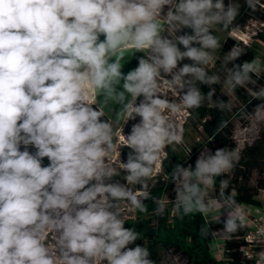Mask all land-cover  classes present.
<instances>
[{"label":"clouds","instance_id":"9594fccd","mask_svg":"<svg viewBox=\"0 0 264 264\" xmlns=\"http://www.w3.org/2000/svg\"><path fill=\"white\" fill-rule=\"evenodd\" d=\"M244 5L252 12L264 8L261 0ZM240 8L235 0H0V264H156L147 246L135 244L140 233L125 227L120 202L146 213L144 201L151 198L158 216L171 203L181 220L199 213L206 240L231 241L249 228L237 190H226L251 144L204 148L194 168L176 164L164 177L175 184L174 200L149 191L165 150L184 143L174 119L180 111L207 103L233 112L230 98L242 88L249 104L260 103L253 114L246 107L240 112L261 131L264 60L238 63L246 54L239 44L222 58L216 54L222 44L215 33L233 28ZM184 29L191 34L178 35ZM129 52L137 66L125 73L121 61ZM186 59L191 63H182ZM217 61L218 72L212 70ZM218 84L226 102L213 100ZM162 85L177 92L179 102L163 94ZM90 89L105 105L119 106L116 119L140 118L130 134L121 129V143L130 149L126 162L119 158L126 183L113 182L120 175L110 160L117 133L103 108L90 102ZM227 124L222 119L214 134ZM225 175L217 195V178ZM213 222L223 228L210 231ZM252 226L257 247L264 245V222ZM254 255L255 264H264V248ZM245 257L252 261L253 253Z\"/></svg>","mask_w":264,"mask_h":264},{"label":"trees","instance_id":"16d2710c","mask_svg":"<svg viewBox=\"0 0 264 264\" xmlns=\"http://www.w3.org/2000/svg\"><path fill=\"white\" fill-rule=\"evenodd\" d=\"M224 2L227 5L229 0H224ZM235 2L239 3L241 8L240 14L233 26L234 29L244 30L251 19L264 22V8L258 7L257 11L252 12L244 5V0H235ZM261 4H264V0H261ZM233 28L226 30V32L229 34L233 31ZM235 44H239L246 52L240 61H237L238 63L244 60L251 61L255 56L264 60V29L257 30L246 43L229 37L227 50L229 51ZM258 84L264 86V78H261ZM197 86L205 94L209 91L207 85H199V82H197ZM213 87L216 88V94L213 96V100L219 97L226 102L228 97L222 94L221 85L218 84ZM236 96L240 100L241 106L234 107L233 112L225 111L222 113L215 108H209L207 103L201 108L193 110V116L191 117L195 118L194 124L196 129L200 127L202 137L193 144L192 154L186 158H183L173 146H169L165 150L167 157L163 158V170L161 173H158L149 188L151 197L166 198V196L170 195L174 199L175 184L170 179L165 180L164 177L169 175L173 167L178 163L185 167L191 164L194 168L197 158L196 154L205 146L213 147L215 150L223 147L230 149L236 147L237 144L233 139L235 129L234 121L239 120L241 123H246L248 120V117L240 112V108L246 107L247 112L253 114L255 106L260 103V101L254 100L249 104L248 101L251 97L242 88H237ZM105 118L109 119L106 114ZM222 119L228 121L227 127L223 128L219 134H214ZM257 135H259V138L256 136L251 141L245 142L242 146L251 144V146H245L242 152V158L234 169L231 185L226 190V194H228L232 187L235 188L238 192L237 202L239 203H259L258 196L260 195V190L264 188V124ZM47 163V158H45L44 164ZM226 178V175L217 178V195L219 181ZM144 203L148 211L146 213H140L136 210L135 218L124 220L125 227L135 228L140 233V239L135 244H144L147 246L151 252V259L156 264L160 262L159 246L179 254L184 258L185 264H253L252 261L246 259L242 250L243 245L246 243V230L237 233L239 238L233 237L231 241H226L219 235L215 239L210 235L206 240L199 235V230L205 222L199 213L192 217H184L181 220L178 215L173 213V205L168 203L164 214L158 216L155 214L157 206L151 198L145 200ZM221 219L224 220L226 217L222 216ZM222 228L223 223L213 222L210 225V231H219ZM219 239L223 240V254L217 257L213 254L212 248ZM135 244L130 245V247H134Z\"/></svg>","mask_w":264,"mask_h":264},{"label":"rangeland","instance_id":"374dc122","mask_svg":"<svg viewBox=\"0 0 264 264\" xmlns=\"http://www.w3.org/2000/svg\"><path fill=\"white\" fill-rule=\"evenodd\" d=\"M260 29H264V22H260L257 19H251L249 23L245 26L244 30L234 29L229 34L223 30L217 31L215 34L220 38L222 48L221 50H218L216 54L220 55L222 58L223 55L226 52H228L227 43H228L229 37L235 38V40H241L243 43H246L247 41L250 40L251 36L255 34L257 30H260ZM184 32L191 34L190 29H184L182 32L178 33V35L183 34ZM180 47L182 48V46ZM182 63H191V61L186 59ZM229 67H231V64H229ZM220 68H221V64L219 61H217L215 67L212 70L218 72L220 71ZM209 74H211V70L209 71ZM221 75L223 76L224 74L221 73ZM221 90L223 92L222 86H221ZM162 93L167 95L170 100L173 99L179 102V94L175 92L174 90L169 89L166 85H162ZM230 99H232L234 107L241 106V102L236 96V94H235V97H232ZM109 104L111 105L110 108H106L104 111L106 112V115L109 117V119L114 121L115 123L114 130L117 133V138L115 140L117 144V151L111 154L110 160L112 162L113 167L120 173L118 177L113 178V182L119 181L121 183H126L123 180L124 173L120 167L119 158L121 162H126L127 154L130 151V149H128L127 147H123L121 143V141L123 140L121 129H123V134L125 136L130 134L132 124L139 122L140 118L137 117L136 121H128L125 124L124 118L121 117L119 119H116L115 110L119 106L114 101H111V100H109ZM189 111L191 112V115H188ZM192 113H193V110H182L179 113H177L174 117L177 123L180 124L184 129V143L181 145L173 146V148L177 152H179L183 158H186L190 154H192L193 144L202 137V134L200 132V127L197 129L195 127V124H194L195 118L191 117L193 116ZM261 115L264 116V112H262ZM234 122H235V129H234L233 139L237 145H240L242 147L245 142H249L254 137L257 136L259 129L254 123L253 119L248 118L246 123H241L239 120H235ZM116 124H121V125H116ZM263 124L264 123H261L259 127L261 128ZM204 148H208L212 150L213 152L215 151V149L210 146H205ZM200 151L197 152L196 157L198 156ZM162 170H163V167L158 169V173H161ZM151 182L152 181L149 182V188H150ZM130 187H132L133 190H136L137 188H139V185H130ZM166 198H169V200H174L171 198L170 195L166 196ZM119 210L121 211V218L124 220L128 218H135L136 216V210L131 209L130 205H128L126 202H120ZM220 241L222 242L223 240L220 239ZM47 242L49 243V245H51L52 243L51 236L48 237ZM159 252H160L159 264H185L184 258H182L179 254H176L171 250H168L162 246H159ZM212 252L213 254H216L217 257L221 256V254L218 251H216V249H213Z\"/></svg>","mask_w":264,"mask_h":264},{"label":"built area","instance_id":"2783aa9c","mask_svg":"<svg viewBox=\"0 0 264 264\" xmlns=\"http://www.w3.org/2000/svg\"><path fill=\"white\" fill-rule=\"evenodd\" d=\"M264 189V188H263ZM245 206L246 212L251 217L250 226L246 229L245 239L246 243L243 245L242 250L243 254L251 252L253 253V264H255V255L254 253L257 251L262 250L264 245H260L257 247V242L252 239L251 234L257 231L256 227L252 226V221H262L264 222V192L260 191L259 195V203H241ZM223 217H226L223 216ZM222 240V239H221ZM216 249L221 256L223 254V241L221 242L220 239L216 241L215 245L213 246L212 250ZM216 255V254H215Z\"/></svg>","mask_w":264,"mask_h":264},{"label":"crops","instance_id":"0c3cea01","mask_svg":"<svg viewBox=\"0 0 264 264\" xmlns=\"http://www.w3.org/2000/svg\"><path fill=\"white\" fill-rule=\"evenodd\" d=\"M140 55H142V54L141 53L136 54V56H140ZM121 63H122V65H124L123 71L126 73L130 69L137 66V59L134 57V54L132 52H129V53H126V55H125L124 59L121 61ZM120 86L122 87V82H120ZM86 87L90 88V86H87V85H86ZM90 92H91L90 97H89L90 102L98 103L103 108V110H105L106 108H110L111 105L109 104V101L105 105L104 98L98 94L97 90L90 89ZM105 114H106V112H105ZM116 125H121V124H116Z\"/></svg>","mask_w":264,"mask_h":264}]
</instances>
